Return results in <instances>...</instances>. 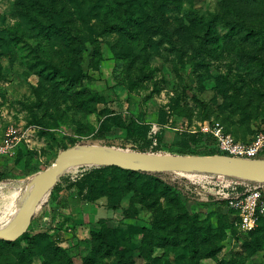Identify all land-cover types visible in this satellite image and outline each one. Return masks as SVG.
Wrapping results in <instances>:
<instances>
[{
	"label": "rangeland",
	"instance_id": "1",
	"mask_svg": "<svg viewBox=\"0 0 264 264\" xmlns=\"http://www.w3.org/2000/svg\"><path fill=\"white\" fill-rule=\"evenodd\" d=\"M28 2L0 0V134L14 127L25 137L16 155L0 162V228L34 177L62 150L84 145L203 159L226 156L214 133L244 146H254L264 134V0H168L159 17L103 35L76 3L57 0L59 10L66 3L69 11V18L59 15L57 22L71 20L77 48L33 29ZM39 58L71 75L79 62L84 75L73 82L61 76L43 79ZM255 159L264 160V148ZM104 168L65 171L39 204L28 238L0 243V264H49L58 248L74 264H83L92 232L103 222L137 246L132 253L136 264H150L140 256L146 230L166 217L177 221L184 215L198 217L201 228L211 224L223 231L220 251L206 255L203 230L197 244L201 253L194 257L186 230L182 234L190 223L182 221L180 244L155 248L152 257L158 264H264V215L248 232L236 216L224 217L231 211L220 201L237 192L239 180ZM169 225L177 230L176 223Z\"/></svg>",
	"mask_w": 264,
	"mask_h": 264
},
{
	"label": "trees",
	"instance_id": "2",
	"mask_svg": "<svg viewBox=\"0 0 264 264\" xmlns=\"http://www.w3.org/2000/svg\"><path fill=\"white\" fill-rule=\"evenodd\" d=\"M57 0H29L28 7L26 8L28 12V19L33 23V29H40L44 31L49 38L59 39L60 37L66 40L68 46L76 45L78 47L79 43L75 41L72 43L71 31L73 30L71 20L65 21L63 24L57 22L59 15L62 18H69L67 4H64V9L59 10L56 5ZM77 4L79 8V13L84 16L90 17L96 21V24L100 27V35L114 32H127L130 31V26L140 23L143 25V19L149 20L150 17H159V11L164 10L165 3L157 4L155 0H71ZM25 6L26 4L23 3ZM87 7V11L83 8ZM67 14V15H66ZM66 15V16H64ZM64 16V17H63ZM145 17V18H144ZM143 18V19H142ZM69 35V36H68ZM80 37V34L78 33ZM81 39H83L81 37ZM84 44L80 47V50H76V56H80L79 52L84 50ZM95 47V56H99L100 48ZM75 50V48H74ZM79 58V57H78ZM81 59V58H80ZM37 67L42 66L38 69L40 77L47 80H55L57 77L61 76L73 82L80 77H83L84 73L82 68L79 66L78 69H74V77L71 74H65V72L58 67L56 63L46 64L43 58H39ZM120 123L127 130H132V125L127 124L126 121H121ZM45 135L52 134L50 132H44ZM6 159H3V161ZM0 160V162H3ZM104 169H114L126 174H142L146 176L162 175L164 173H153V172H135L127 171L117 167H106ZM226 177V176H225ZM229 179H236L248 184H259L261 182L243 180L235 177H226ZM240 192H243V188H239ZM91 193V192H90ZM103 195L96 196L97 198ZM221 204H226V200L220 201ZM234 212L225 213L224 217H229L233 215ZM261 220V219H260ZM259 220V221H260ZM184 222H189V226L183 230H186V244L191 247V251L194 257H197L201 253V249L197 246L198 235L201 231L205 230V235L202 240V245L206 246V255L214 256L220 251L218 246L224 239L225 233L223 231H215L211 224L208 226L199 227V219L195 216L184 215L182 218L174 221L172 218L166 217L162 222L155 226L152 230H146L148 235L143 238V244L140 246V256L148 261L150 264H158L160 261L157 258H153V253L156 247L159 248H172L177 247L181 242V235H179L180 224ZM168 222V224H167ZM192 222V223H191ZM173 223L177 224L175 232L171 231L170 225ZM154 232V235H152ZM28 233L23 235V239ZM41 235H39L40 237ZM47 237V235L45 234ZM45 236H41L44 237ZM147 241V242H146ZM19 240L14 242L0 240L3 244H16ZM91 250L87 256L83 259V264H107L112 262L113 264H136L133 261L132 253L134 249L137 248L136 245L127 243L123 238V235L118 229L110 227L106 222H103L101 228L98 232H92L91 239ZM189 242V243H188ZM61 249L55 252L56 260L49 264H74L73 259L63 253ZM58 256L61 258L58 259ZM109 264V263H108ZM227 264H234L232 262H227Z\"/></svg>",
	"mask_w": 264,
	"mask_h": 264
},
{
	"label": "water",
	"instance_id": "3",
	"mask_svg": "<svg viewBox=\"0 0 264 264\" xmlns=\"http://www.w3.org/2000/svg\"><path fill=\"white\" fill-rule=\"evenodd\" d=\"M117 167L127 171L153 173H207L264 183V160L230 156L195 159L170 155L133 154L107 151L90 146L62 150L56 161L38 173L25 192L29 206L24 216L9 228H0V240L14 242L30 228L39 204L61 175L72 167Z\"/></svg>",
	"mask_w": 264,
	"mask_h": 264
},
{
	"label": "built area",
	"instance_id": "4",
	"mask_svg": "<svg viewBox=\"0 0 264 264\" xmlns=\"http://www.w3.org/2000/svg\"><path fill=\"white\" fill-rule=\"evenodd\" d=\"M214 135L218 138L221 151L226 156L255 159L264 148V134L258 137V141L254 146L235 144L230 135L220 136L218 133H214ZM23 139L25 137L14 127L9 128L4 134H0V160L12 158L16 155ZM240 182L243 192L237 189V192L233 193L230 198H226L225 208L234 212L233 216L238 218L242 230L248 232L255 229L264 215V183L253 185Z\"/></svg>",
	"mask_w": 264,
	"mask_h": 264
},
{
	"label": "bare ground",
	"instance_id": "5",
	"mask_svg": "<svg viewBox=\"0 0 264 264\" xmlns=\"http://www.w3.org/2000/svg\"><path fill=\"white\" fill-rule=\"evenodd\" d=\"M29 187L27 188L29 189ZM28 206H29V199L28 196L25 194L24 199L19 203L15 211L12 213L11 217L8 219L7 225L4 226L3 229L9 228L13 223H15L20 218H22L25 212L27 211Z\"/></svg>",
	"mask_w": 264,
	"mask_h": 264
},
{
	"label": "crops",
	"instance_id": "6",
	"mask_svg": "<svg viewBox=\"0 0 264 264\" xmlns=\"http://www.w3.org/2000/svg\"><path fill=\"white\" fill-rule=\"evenodd\" d=\"M57 238L60 240V239H62V236L61 235H58Z\"/></svg>",
	"mask_w": 264,
	"mask_h": 264
}]
</instances>
